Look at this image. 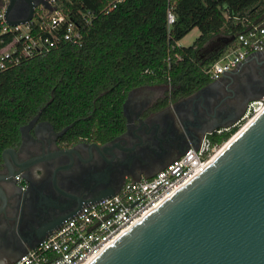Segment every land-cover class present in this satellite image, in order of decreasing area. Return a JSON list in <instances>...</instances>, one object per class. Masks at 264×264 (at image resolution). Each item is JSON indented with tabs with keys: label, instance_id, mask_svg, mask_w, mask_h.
I'll return each instance as SVG.
<instances>
[{
	"label": "water",
	"instance_id": "95a60500",
	"mask_svg": "<svg viewBox=\"0 0 264 264\" xmlns=\"http://www.w3.org/2000/svg\"><path fill=\"white\" fill-rule=\"evenodd\" d=\"M35 2L28 0L29 6L24 8L18 0H0V8L6 10L8 25L16 27L29 23L35 8H49L48 0ZM234 41L235 37L213 40L197 53L199 63L216 58ZM256 56L263 58L264 53ZM238 72L236 69L225 74L222 81L213 82L179 102H171L159 112H149L151 107H140L135 121L130 117V107L140 88L131 91L124 104L126 131L116 140L130 139L131 144L152 140L163 154H171L178 148L180 156L191 147L198 149L206 134L233 127L245 115L250 103L264 98V82L256 93L224 88L225 80ZM224 96L231 101L220 108L218 102ZM40 116L21 128L22 141L18 147L4 151L0 182L7 183L21 174L23 183L30 184L26 177L28 170L39 161L53 160L59 165L52 180L53 189L63 198L59 202L34 201L32 214L25 218L22 210H0V236L10 238L22 248L18 259L84 205L116 195L121 187L93 193L100 183L108 182L112 167L126 169V175L136 181L156 174L148 176L140 172L135 176L130 173L136 170L133 168L136 158L115 152L109 146L111 143H81L60 148L57 141L68 129L56 133L49 123L40 122ZM133 124L138 131L132 132ZM144 126H152L154 134L142 133ZM46 131L53 134L57 151L30 158L33 151L48 143L44 138ZM95 159L108 167L101 173L93 172L104 169L94 164ZM161 159L157 156L139 164L144 166ZM75 161L80 165L74 167ZM74 192L84 196L76 201ZM0 194L3 195L1 189ZM90 264H264V111L233 136L200 175L135 224Z\"/></svg>",
	"mask_w": 264,
	"mask_h": 264
},
{
	"label": "trees",
	"instance_id": "16d2710c",
	"mask_svg": "<svg viewBox=\"0 0 264 264\" xmlns=\"http://www.w3.org/2000/svg\"><path fill=\"white\" fill-rule=\"evenodd\" d=\"M105 7L99 0L64 2L72 17L96 14L83 43H64L0 73V164L4 151L21 144V128L39 114L56 133L68 129L59 138L63 147L114 141L126 131L131 91L171 86L169 103L193 95L213 83L205 70L216 59L200 64L197 53L219 37L247 32L264 16V0H178L168 35L167 0H127L110 15L103 14ZM195 29L201 35L194 44L179 46ZM6 38L0 37V49ZM239 130L214 134L212 141L226 143Z\"/></svg>",
	"mask_w": 264,
	"mask_h": 264
},
{
	"label": "built area",
	"instance_id": "2783aa9c",
	"mask_svg": "<svg viewBox=\"0 0 264 264\" xmlns=\"http://www.w3.org/2000/svg\"><path fill=\"white\" fill-rule=\"evenodd\" d=\"M106 7L103 14L110 15L127 0H99ZM178 0H167V30L171 34L176 24ZM69 0H48L49 8H36L33 19L26 25L12 27L5 18V8H0V37L6 43L0 49V73L29 60L51 52L64 43L81 45L84 30L91 27L96 14L80 11L73 18L64 9ZM264 53V24L250 23L245 33L223 50L205 70L213 81L235 71L250 56ZM176 60H181L175 54ZM171 86L168 96L171 97ZM264 111V98L249 104L245 115L233 127L206 134L198 149L191 147L187 153L171 161L151 178L128 180L116 195L99 202L84 205L59 229L30 249L20 259L8 264H90L109 246L135 224L158 209L178 190L200 175L228 142L214 143V134H223L240 128L254 120ZM16 181L23 183L20 175Z\"/></svg>",
	"mask_w": 264,
	"mask_h": 264
},
{
	"label": "flooded vegetation",
	"instance_id": "af4514ba",
	"mask_svg": "<svg viewBox=\"0 0 264 264\" xmlns=\"http://www.w3.org/2000/svg\"><path fill=\"white\" fill-rule=\"evenodd\" d=\"M19 3L25 8L28 7V0H18ZM32 2L36 3L35 0H32ZM36 10V8H35ZM258 74L264 78V67H260L258 69ZM234 90H240L243 91V86L242 84H239ZM220 98L218 104H220V108L227 106L229 103V99L225 98ZM181 100H178L176 102H179ZM166 104L165 107L162 109L166 108L167 106L170 105L169 103V96H165L162 101V105ZM140 107L143 108H148L149 104H142L138 108H136L135 111L130 113V117L135 121L136 114ZM149 112H158L155 111L153 107ZM127 123V122H126ZM152 126L148 127H142L141 131L142 133L148 132L149 134H154V130H151ZM174 130V128H172ZM137 128L135 125H132V132H135ZM138 131V130H137ZM44 138L48 142L44 148H41L40 150H35L32 152L30 155V158H35V157H44L48 156L50 153H53L57 151V148L55 145H53L54 136L52 133L46 131L44 133ZM111 145H109L111 148L114 149L115 152H118L122 155L125 156H133L136 158V164L134 165V171L130 170L132 174L135 176L138 175V173L143 172L144 174L148 176H152L155 173L158 172L160 167L165 164V161L170 158L172 155L170 153L163 154L161 149L158 147V144L154 145L152 140L149 141H144V142H134L131 144V140H114L109 142ZM106 143V144H109ZM81 144V143H79ZM76 144V145H79ZM71 146V147H75ZM105 145V144H104ZM57 146L60 148H71V147H63L60 143L59 140L57 141ZM161 157L162 159L160 161L154 162V163H148L147 165H140L139 161H149L154 157ZM75 158V157H74ZM95 159L94 164L98 165L104 169H98V170H93V172H103L108 165L99 163ZM77 165H80L79 161H75L74 167ZM59 167V165L54 162L53 160H44V161H39L35 163L27 172V179L30 181V184H26V188L23 189L21 183L16 181L15 179L10 180L7 183H1L0 182V189L3 191V195L0 194V210H7V211H12V212H19L22 210L23 217L30 216L33 211V202L39 200H42L43 203L48 202L49 200L51 201H57L61 200L63 197L53 189V184L52 180L55 175L56 169ZM127 170L124 168H115L112 167L110 169V172L108 173V182L105 183L102 182L99 184L97 189L94 190L93 193H100L102 191H107V190H117L120 187L122 188L123 185L128 181V180H133V178L129 177L126 175ZM20 177L23 180L22 175L20 174ZM29 189L28 194L26 193ZM75 193L76 201H78L80 198L84 196L82 193ZM80 197V198H79ZM0 228H1V222H0ZM1 232V231H0Z\"/></svg>",
	"mask_w": 264,
	"mask_h": 264
},
{
	"label": "crops",
	"instance_id": "0c3cea01",
	"mask_svg": "<svg viewBox=\"0 0 264 264\" xmlns=\"http://www.w3.org/2000/svg\"><path fill=\"white\" fill-rule=\"evenodd\" d=\"M259 22L260 24H264V16ZM180 42L178 44L179 46H181ZM247 61V64H241L237 68L239 72L236 75H233L231 79L225 80L223 85L224 88L228 87L229 90H232L239 84H242L243 90H247L250 93H256V91L259 90L264 82V78L258 74V69L264 67V56L263 58H258L256 55L250 56L246 62ZM224 76L218 81L225 79ZM167 95L168 87L165 85L141 87L134 95L130 113L135 111L136 108L142 104H149V107H153L155 111L159 112L162 110V108L159 107L162 105L163 98ZM171 155L172 156L165 161V164L162 165L158 171L162 170L172 160L178 158L180 156V149L176 148L171 152ZM21 251L22 248L16 244V242L6 236H0V264H8L15 261L20 256Z\"/></svg>",
	"mask_w": 264,
	"mask_h": 264
},
{
	"label": "rangeland",
	"instance_id": "374dc122",
	"mask_svg": "<svg viewBox=\"0 0 264 264\" xmlns=\"http://www.w3.org/2000/svg\"><path fill=\"white\" fill-rule=\"evenodd\" d=\"M200 36V31L199 29L193 30L187 37H185L181 42L182 47H189L194 44L196 39Z\"/></svg>",
	"mask_w": 264,
	"mask_h": 264
},
{
	"label": "bare ground",
	"instance_id": "6f19581e",
	"mask_svg": "<svg viewBox=\"0 0 264 264\" xmlns=\"http://www.w3.org/2000/svg\"><path fill=\"white\" fill-rule=\"evenodd\" d=\"M252 121H253V120H252ZM252 121H251V122H252ZM251 122H250V123H251ZM250 123H249V124H250ZM249 124H248V125H249ZM246 126H247V125H246ZM246 126H245V127H246ZM245 127H244V128H245ZM244 128H243V129H244ZM243 129H242V130H243ZM225 147H226V146H225ZM225 147H224V148H225ZM222 151H223V150H222ZM222 151H221V152H222ZM221 152H219L218 155H217L214 159H216V158L220 155Z\"/></svg>",
	"mask_w": 264,
	"mask_h": 264
}]
</instances>
